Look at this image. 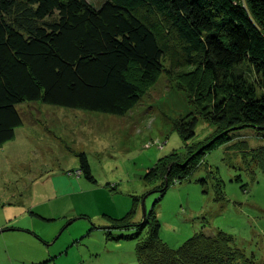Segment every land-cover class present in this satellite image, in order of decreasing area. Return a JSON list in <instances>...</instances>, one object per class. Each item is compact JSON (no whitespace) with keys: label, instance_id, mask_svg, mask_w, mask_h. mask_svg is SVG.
Wrapping results in <instances>:
<instances>
[{"label":"rangeland","instance_id":"374dc122","mask_svg":"<svg viewBox=\"0 0 264 264\" xmlns=\"http://www.w3.org/2000/svg\"><path fill=\"white\" fill-rule=\"evenodd\" d=\"M174 40L152 81L131 68L142 100L124 116L20 106L24 124L0 147V264H139L138 240L119 220L130 213L127 222L138 224L152 211L172 248L196 231L220 230L264 264V172L256 161L263 134L249 128L217 138L218 127L203 114L210 74ZM192 118L196 135L187 140L174 123ZM242 141L245 154L233 146ZM209 142L190 180L168 170L178 155L186 162ZM82 152L96 182L79 173ZM166 157L159 172L155 166Z\"/></svg>","mask_w":264,"mask_h":264},{"label":"trees","instance_id":"16d2710c","mask_svg":"<svg viewBox=\"0 0 264 264\" xmlns=\"http://www.w3.org/2000/svg\"><path fill=\"white\" fill-rule=\"evenodd\" d=\"M174 39L190 63L196 58L210 74L203 114L218 127L217 138L230 140L232 132L249 128L264 138L262 0H106L99 5L89 0H0V147L24 124L20 106L25 103L124 116L142 100L139 86L129 79L131 68L140 69L143 81H152ZM174 126L190 140L197 119ZM210 145L199 147L184 163L178 155L168 170L178 168L181 182L190 180L199 166L197 156ZM247 145L233 144L244 154ZM262 149L264 143L256 161L264 172ZM78 156L79 172L96 182L87 154ZM166 161L168 157L161 158L155 166L159 172ZM152 212L138 224L127 222L130 213L119 220L122 228L133 229L128 238L138 240L139 264H257L231 234L220 230L196 231L172 248L162 240Z\"/></svg>","mask_w":264,"mask_h":264},{"label":"water","instance_id":"95a60500","mask_svg":"<svg viewBox=\"0 0 264 264\" xmlns=\"http://www.w3.org/2000/svg\"><path fill=\"white\" fill-rule=\"evenodd\" d=\"M264 2V0H262ZM4 231V230H3Z\"/></svg>","mask_w":264,"mask_h":264},{"label":"built area","instance_id":"2783aa9c","mask_svg":"<svg viewBox=\"0 0 264 264\" xmlns=\"http://www.w3.org/2000/svg\"><path fill=\"white\" fill-rule=\"evenodd\" d=\"M80 173V172H79Z\"/></svg>","mask_w":264,"mask_h":264}]
</instances>
